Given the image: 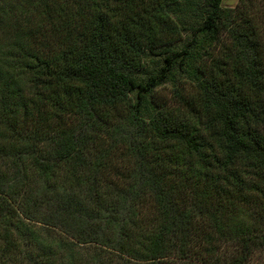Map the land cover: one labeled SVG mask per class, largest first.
<instances>
[{
	"label": "trees",
	"instance_id": "trees-1",
	"mask_svg": "<svg viewBox=\"0 0 264 264\" xmlns=\"http://www.w3.org/2000/svg\"><path fill=\"white\" fill-rule=\"evenodd\" d=\"M224 1L0 0V264H264V9Z\"/></svg>",
	"mask_w": 264,
	"mask_h": 264
},
{
	"label": "rangeland",
	"instance_id": "rangeland-1",
	"mask_svg": "<svg viewBox=\"0 0 264 264\" xmlns=\"http://www.w3.org/2000/svg\"><path fill=\"white\" fill-rule=\"evenodd\" d=\"M252 4L255 6V10L264 9V0H252ZM241 5L240 0H226L223 2V6L227 8H235L236 6ZM191 34L189 32H183L182 39L179 44H186L190 40ZM156 95L162 100H168L170 97V91L168 85H165L163 88H159L156 91Z\"/></svg>",
	"mask_w": 264,
	"mask_h": 264
}]
</instances>
